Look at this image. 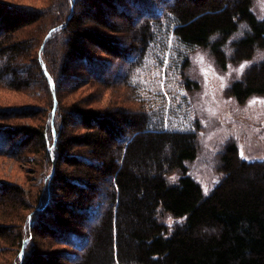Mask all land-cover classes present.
Masks as SVG:
<instances>
[{
    "label": "trees",
    "instance_id": "trees-1",
    "mask_svg": "<svg viewBox=\"0 0 264 264\" xmlns=\"http://www.w3.org/2000/svg\"><path fill=\"white\" fill-rule=\"evenodd\" d=\"M252 4L55 0L47 9L0 0V89L14 82L11 90L20 91L37 81L49 96L47 119L39 126H9L33 114L27 109L11 117L0 106V155L41 148L53 165L41 206H34L42 199L38 194L27 200L21 187L0 182V200L8 201L0 202V254L14 253L10 264H264V160H245L229 140L217 156L221 177L204 194L185 165L197 156L199 127L149 128L130 82L154 27L167 19L173 20V37L207 49L222 69L251 58L264 48V19L255 17ZM33 24L39 26L36 34L16 38ZM242 24L247 33L230 44L229 59L223 47ZM119 34H128L129 43ZM188 65L185 59L184 73ZM182 76L188 90L198 87L187 73ZM72 78L121 86L139 110L69 108L60 114L58 90ZM225 91L238 103L264 96V61ZM165 216L180 222L169 227ZM57 246L63 249L52 251Z\"/></svg>",
    "mask_w": 264,
    "mask_h": 264
},
{
    "label": "rangeland",
    "instance_id": "rangeland-1",
    "mask_svg": "<svg viewBox=\"0 0 264 264\" xmlns=\"http://www.w3.org/2000/svg\"><path fill=\"white\" fill-rule=\"evenodd\" d=\"M2 1L50 9L55 0L53 2L49 0ZM251 10L257 19L263 20L264 0H253ZM172 24H174L173 20L167 19L157 28L154 27L148 49L135 66L130 82L136 87L140 103L148 113L149 128L195 131L199 127L197 156L194 160L187 161L185 165L188 175L202 187L204 194H208L221 177L216 168V165L219 167L217 156L229 140L236 141L239 154L245 160H264V96L254 95L243 103H238L225 91L232 83L239 80L247 69L264 61V48L257 50L251 58L237 64L229 61L226 68L222 69L207 49L187 47L173 37L168 27ZM36 26L39 27L33 24L19 30L16 38L23 40L36 34ZM245 33L247 28L242 24L237 32L231 35L223 47L226 57L230 59L232 56L230 44L241 39ZM118 36L121 42H125L124 45L129 43L128 34L126 37L123 34ZM185 59L189 60V65L184 73L181 67ZM26 61L30 62L28 58ZM182 74L195 81L198 87L188 90L184 85ZM13 83L2 85L0 106L10 111L11 117L21 116L23 114L19 111L27 109L33 115L16 118L8 125L39 126L43 124L47 119L46 104L49 96L41 89L40 82L36 81L20 91L11 90L12 87H16ZM82 83H84L83 80L79 81L76 78H72L68 84L62 83L64 88L58 90L60 114H63V109L69 108L94 110L101 113L117 111L125 113L127 110H139V105L128 98L126 89L121 86L104 87L96 80ZM5 125L7 126V123ZM71 131L75 133L72 128ZM84 155L87 156V154ZM52 166L51 163H47L41 148L34 153L22 151L17 156L0 155V182L21 187L27 200L34 199L38 194V200L39 197L42 199L35 202L34 206L38 204L41 206L46 195L44 193L45 177ZM61 167L68 168L65 165ZM176 177L171 176L170 181H175ZM0 202L8 203L6 199H1ZM163 220L169 227L180 222V219L170 216H165ZM40 249L43 252L47 251L44 243L41 244ZM56 249L63 248L53 247L52 251ZM64 249L72 251L69 248ZM13 261L15 256L10 250L5 255L0 254V264H10Z\"/></svg>",
    "mask_w": 264,
    "mask_h": 264
},
{
    "label": "water",
    "instance_id": "water-1",
    "mask_svg": "<svg viewBox=\"0 0 264 264\" xmlns=\"http://www.w3.org/2000/svg\"><path fill=\"white\" fill-rule=\"evenodd\" d=\"M50 35V34H49ZM48 35V36H49ZM48 36L46 37V39L48 38ZM43 69L45 70V67H44V65H43ZM51 82V81H50ZM51 91H52V93H53V95L55 96V90H54V86H53V84L51 83ZM55 109V105H54V108H53V110Z\"/></svg>",
    "mask_w": 264,
    "mask_h": 264
},
{
    "label": "bare ground",
    "instance_id": "bare-ground-1",
    "mask_svg": "<svg viewBox=\"0 0 264 264\" xmlns=\"http://www.w3.org/2000/svg\"><path fill=\"white\" fill-rule=\"evenodd\" d=\"M77 235V234H76ZM80 236V235H79ZM79 238V237H78ZM86 238V237H85ZM68 252V251H67Z\"/></svg>",
    "mask_w": 264,
    "mask_h": 264
}]
</instances>
